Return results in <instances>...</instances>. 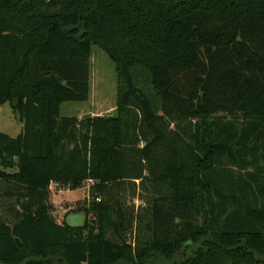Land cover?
Wrapping results in <instances>:
<instances>
[{"label": "trees", "instance_id": "trees-1", "mask_svg": "<svg viewBox=\"0 0 264 264\" xmlns=\"http://www.w3.org/2000/svg\"><path fill=\"white\" fill-rule=\"evenodd\" d=\"M92 45L115 114L61 117ZM4 103L0 264H264V0H0ZM85 181L94 224L57 223Z\"/></svg>", "mask_w": 264, "mask_h": 264}, {"label": "rangeland", "instance_id": "rangeland-1", "mask_svg": "<svg viewBox=\"0 0 264 264\" xmlns=\"http://www.w3.org/2000/svg\"><path fill=\"white\" fill-rule=\"evenodd\" d=\"M117 92V74L114 63L104 51L91 46L89 60V96L84 102H66L60 107L61 117L83 118L84 116H110L115 114ZM22 124L13 114L8 103L0 105V133L16 137ZM91 182L85 181L81 187L71 190L65 185L54 183L50 192L56 201L51 205V214L57 223L67 222L73 226L85 221L94 224L95 216L91 212L85 215L91 200L89 189ZM55 204V205H54ZM136 204H139L136 201ZM76 218V219H75ZM75 220V221H72Z\"/></svg>", "mask_w": 264, "mask_h": 264}, {"label": "crops", "instance_id": "crops-1", "mask_svg": "<svg viewBox=\"0 0 264 264\" xmlns=\"http://www.w3.org/2000/svg\"><path fill=\"white\" fill-rule=\"evenodd\" d=\"M54 183H51V185L50 186H52ZM53 197V195H52V193L50 192V196H49V203L52 205L56 200L54 199V198H52ZM55 205V204H54ZM76 219V218H75ZM72 221H75V220H73L72 219ZM65 223H67L66 221H65ZM67 224H69V223H67ZM69 225H71V224H69Z\"/></svg>", "mask_w": 264, "mask_h": 264}, {"label": "built area", "instance_id": "built-area-1", "mask_svg": "<svg viewBox=\"0 0 264 264\" xmlns=\"http://www.w3.org/2000/svg\"><path fill=\"white\" fill-rule=\"evenodd\" d=\"M90 182V181H89Z\"/></svg>", "mask_w": 264, "mask_h": 264}]
</instances>
